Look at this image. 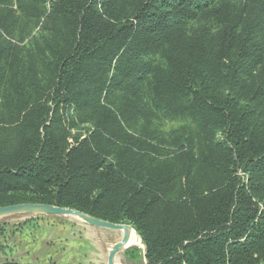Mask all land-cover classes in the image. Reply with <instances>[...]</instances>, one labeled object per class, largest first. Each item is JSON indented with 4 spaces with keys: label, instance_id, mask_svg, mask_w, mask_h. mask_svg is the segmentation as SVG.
Masks as SVG:
<instances>
[{
    "label": "trees",
    "instance_id": "obj_1",
    "mask_svg": "<svg viewBox=\"0 0 264 264\" xmlns=\"http://www.w3.org/2000/svg\"><path fill=\"white\" fill-rule=\"evenodd\" d=\"M37 1L20 8L28 20L47 13ZM220 1L58 0L32 37L0 16V206L131 224L148 264H264V120L240 106L262 97L264 81L246 82L259 13L228 23L213 51L188 26ZM145 96L221 129L219 153L171 149Z\"/></svg>",
    "mask_w": 264,
    "mask_h": 264
},
{
    "label": "rangeland",
    "instance_id": "obj_2",
    "mask_svg": "<svg viewBox=\"0 0 264 264\" xmlns=\"http://www.w3.org/2000/svg\"><path fill=\"white\" fill-rule=\"evenodd\" d=\"M5 1L0 0V16L7 17L10 22L17 19L18 26L30 28L32 37L38 33L39 27L43 28L48 23L50 18L47 15L53 12L58 0H38L36 5L39 4L42 8L45 6L47 13L44 17L31 20L20 10L22 6L27 8L25 3L28 0H11L10 5L6 4L8 7L3 5ZM254 3L251 0H221L217 4V12L200 16L188 26L192 35L202 37L216 51L219 48L220 32L228 23L259 13V24L256 25L259 50L254 55H259V58L255 63L253 58L246 68V82L251 90L257 89L264 81V15L259 9L255 10L257 3ZM21 36H26V33ZM31 49L36 52L35 47L32 46ZM224 84L225 81L223 86ZM259 91L262 93L259 101L254 104L242 98L240 106H247L257 120H264V84ZM145 98L149 107L147 109L150 110V131L165 135L171 149L176 144H184L197 156L203 153L216 156L219 153L224 137L221 129L212 124H199L191 119H170L159 115L154 111L151 99L147 96ZM148 120L149 117L142 119L135 131L138 133L147 127ZM131 227L134 229L132 225ZM123 234V230L93 226L74 215L40 212L8 214L0 216V264H108L110 251L122 239ZM139 240L140 245L136 243L122 249L115 258L116 264H148L146 245L142 238Z\"/></svg>",
    "mask_w": 264,
    "mask_h": 264
},
{
    "label": "water",
    "instance_id": "obj_3",
    "mask_svg": "<svg viewBox=\"0 0 264 264\" xmlns=\"http://www.w3.org/2000/svg\"><path fill=\"white\" fill-rule=\"evenodd\" d=\"M19 212H40L44 214L54 215H74L83 219L85 222L93 226L109 228L114 230H123L122 239L110 251L108 264H115L116 256L122 251L123 246L128 242L131 225L125 223H115L91 216L77 209L61 207L46 203H20L13 205L0 206V216L19 213Z\"/></svg>",
    "mask_w": 264,
    "mask_h": 264
},
{
    "label": "bare ground",
    "instance_id": "obj_4",
    "mask_svg": "<svg viewBox=\"0 0 264 264\" xmlns=\"http://www.w3.org/2000/svg\"><path fill=\"white\" fill-rule=\"evenodd\" d=\"M130 235H129V239H128V242L123 246V249L124 248H126V247H130V246H133V245H135L136 243H139V245H140V240H139V238L137 237V235H136V231L133 229V228H131L130 229ZM113 245V244H112ZM114 248V247H113ZM115 264H116V262H115Z\"/></svg>",
    "mask_w": 264,
    "mask_h": 264
}]
</instances>
